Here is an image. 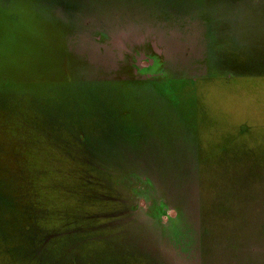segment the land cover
Here are the masks:
<instances>
[{
    "label": "rangeland",
    "instance_id": "rangeland-1",
    "mask_svg": "<svg viewBox=\"0 0 264 264\" xmlns=\"http://www.w3.org/2000/svg\"><path fill=\"white\" fill-rule=\"evenodd\" d=\"M0 264H264V0H0Z\"/></svg>",
    "mask_w": 264,
    "mask_h": 264
},
{
    "label": "trees",
    "instance_id": "trees-1",
    "mask_svg": "<svg viewBox=\"0 0 264 264\" xmlns=\"http://www.w3.org/2000/svg\"><path fill=\"white\" fill-rule=\"evenodd\" d=\"M5 85H6V84H2L1 86H5ZM11 131H13V129L8 128V129L5 130V132H8V133L11 132ZM5 142H6V143H9L7 140H6ZM8 146H9V145H8ZM6 151H7V150H6ZM11 157H12V156H11ZM8 176H9V174L7 173V174H6V177H8ZM161 215H162V214H161ZM161 215H159V216H161Z\"/></svg>",
    "mask_w": 264,
    "mask_h": 264
},
{
    "label": "flooded vegetation",
    "instance_id": "flooded-vegetation-1",
    "mask_svg": "<svg viewBox=\"0 0 264 264\" xmlns=\"http://www.w3.org/2000/svg\"><path fill=\"white\" fill-rule=\"evenodd\" d=\"M166 213H167V211H166ZM161 217V216H160Z\"/></svg>",
    "mask_w": 264,
    "mask_h": 264
}]
</instances>
